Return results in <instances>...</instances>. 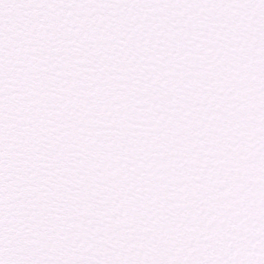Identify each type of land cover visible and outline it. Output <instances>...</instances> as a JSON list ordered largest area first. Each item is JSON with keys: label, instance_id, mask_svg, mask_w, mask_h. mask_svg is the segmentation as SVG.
Here are the masks:
<instances>
[{"label": "snow or ice", "instance_id": "obj_1", "mask_svg": "<svg viewBox=\"0 0 264 264\" xmlns=\"http://www.w3.org/2000/svg\"><path fill=\"white\" fill-rule=\"evenodd\" d=\"M0 264H264V0H0Z\"/></svg>", "mask_w": 264, "mask_h": 264}]
</instances>
